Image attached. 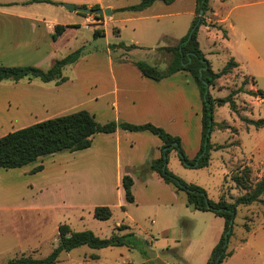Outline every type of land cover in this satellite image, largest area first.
Instances as JSON below:
<instances>
[{"label":"rangeland","instance_id":"374dc122","mask_svg":"<svg viewBox=\"0 0 264 264\" xmlns=\"http://www.w3.org/2000/svg\"><path fill=\"white\" fill-rule=\"evenodd\" d=\"M238 1H214L216 6L222 8V16H226L230 11L226 23L228 27L236 22L241 12V9L233 8ZM21 2L22 0H0V8L15 10L31 7L30 9L35 10L36 18L44 20L47 24L53 18L60 24L83 22V16L76 10H60V3L56 6H22ZM104 2L111 4L114 9H120L136 5L140 0ZM249 11L254 17L261 15L259 7ZM95 15H86L88 29L72 27L67 34L69 36L62 39L55 48L54 60L61 59L79 48H83L84 52L76 62H79L77 66L74 64L64 68L62 74L68 80L58 92L54 91V83H43L37 79L1 83L9 87L0 88V137L13 132L14 129H20L21 126H30L36 118L43 116L39 112L27 114L26 111H29V106L32 105L39 107L45 104L42 105L46 110L44 116L61 112L70 114L79 110L89 111L100 107L101 102L98 104L89 99L96 90H109L112 86L107 72V58L111 60L107 55L109 44L135 43L147 49L134 51L130 57L134 61L156 66L159 70H165L172 61L171 52L158 49L172 47L177 43L171 39H163L165 35L177 34L176 29L173 33H168L170 20L153 19L149 17V12L113 11L111 19L103 27ZM110 16L101 15L102 19ZM2 24L6 23L0 20V66H32L42 70L50 67L46 62L40 66L32 65L33 63L10 65L21 61L6 60L1 55L14 49L16 42L19 44L26 40L34 45L38 43L39 47L44 49V33L42 32L40 39L36 35L27 37L26 33L14 37L15 32L12 33ZM211 25L212 28L218 29L214 21ZM41 28L43 30L42 25ZM91 30H103L105 36L94 38ZM198 40L214 72L220 71L233 59L239 63V71L243 73L233 70L229 75L222 77L215 89H209L212 98H223L230 91L238 89L244 77L254 79V87L264 93V40L260 42L253 38L235 37L232 38L231 49L220 51L219 43L214 41L204 25L198 29ZM125 58L130 60L127 56ZM111 62L115 67L120 65L115 61ZM125 65L135 68L132 63ZM251 86V83L243 86L244 91H248ZM197 92L202 109L198 89ZM50 94L56 96L57 105H63L59 110H54L55 112H51V108L46 105L51 98ZM251 97L253 96L247 92L236 96L239 115L251 120H264V99L257 96L248 103ZM110 98H107L109 102ZM215 109L214 122L224 125L227 129L215 128L210 135L211 144H224L229 140L233 143L232 146L222 145L228 147L227 151L210 150L209 165L202 169L184 167L175 151L169 153L167 162V169L175 177L202 188L207 198L214 202L218 201L221 195L235 199L243 193L233 184L230 186L229 178L235 169L251 166L252 185L264 177V126L257 130L248 127L226 105ZM96 114L102 120H108L111 116L105 113L100 117ZM191 128L192 125H189L187 130L182 132L190 145L195 139L194 132H190ZM243 129L253 130L246 132ZM181 149L185 154L182 147ZM199 149L194 157L188 159L195 158ZM86 161L87 156L80 152H62L43 157L22 168L0 169V264L22 255L36 259L46 257L56 246L57 228L63 224L68 225L73 232L91 231L101 239L109 238L114 228L123 224L129 227L123 233L133 235L128 237L129 246L99 250L82 246L62 252L56 264H185L181 257H186L188 264H206L212 247L223 233L222 218L211 212L190 209L186 206L185 194L176 192L171 185L146 184L145 180L151 177L152 172L142 169L144 166L131 171L136 179L133 192L135 203L122 205L124 197L120 181L117 179L115 156L110 155L102 169L86 165ZM39 165H42L44 170L32 174L31 171ZM261 198L264 199V195ZM95 206L109 207L111 218L107 221L93 218ZM245 223L248 224V231L243 227ZM231 226L232 235L228 240L227 251L233 250L236 238L240 237L246 241L239 251L222 264H264V206H238ZM175 247L179 248L180 256L177 250L171 251Z\"/></svg>","mask_w":264,"mask_h":264},{"label":"trees","instance_id":"16d2710c","mask_svg":"<svg viewBox=\"0 0 264 264\" xmlns=\"http://www.w3.org/2000/svg\"><path fill=\"white\" fill-rule=\"evenodd\" d=\"M158 1L164 4H170L174 0H140L136 5L114 11L140 12L151 7ZM32 2L42 1L33 0ZM195 2V16L188 33L182 37L175 46L158 48L172 53V61L165 70H159L156 66H150L142 61L132 60L127 52L140 49L135 45L126 46L123 43L108 45V52L110 53L112 61L118 63H132L142 77L154 82L162 81L179 72H186L191 76L202 100L201 144L195 158L188 159L181 149L180 139L168 134L161 127L151 123L135 125L126 122L117 123L114 121L100 124L95 120L92 114L86 110H79L34 123L0 137V169L10 170L22 168L46 156L62 152L74 153L86 150L91 146L92 138L96 134H111L117 129L128 132H149L156 136L162 143L160 147V156L157 159L149 161L142 169L156 173L164 183L173 186L176 192H183L185 194L187 207L199 212H211L224 220L223 233L217 244L213 247L206 263L222 264L232 255L231 251H227V247L229 237L232 235V226H230V222L235 218L237 207L250 206L253 204L264 206V199L261 198L264 195V177L252 185L250 176L252 172L251 168L248 166L239 167L231 174L230 179L235 186L244 191V193L235 199L229 198L232 202L228 201L224 195H221L219 200L214 202L207 198L202 188L178 179L167 169L168 155L171 151H175L180 163L186 168L202 169L207 167L210 161V150L224 148L221 145L214 147L210 144L211 133L217 127L219 130L227 129L224 125L214 122L213 116L215 108L227 105L229 110L239 116L240 120L247 126H253L255 129H259L264 126V120H251L240 116L235 98L239 93L247 92L250 96H258L263 99L264 93L260 90H256L255 92L250 90L244 91L243 86L249 83L255 85L254 79L244 77L238 89L230 91V93L223 98H212L209 89L214 88L218 79L229 75L238 67V64L231 59L220 71L214 72L211 69L210 63L201 51L197 40L199 27L206 25L205 16L212 12L209 5L210 0H195ZM82 7L86 8L85 6ZM90 9H99V7L93 6ZM200 11L203 12L202 16H200ZM79 14L86 17V15ZM95 18L97 20H102V17L98 15H95ZM72 27L74 26L55 25L54 31L51 34V39L56 41L67 28ZM217 28L221 30L223 36L226 37L225 30L221 29V27ZM92 35L94 38L104 37V31L94 30ZM117 50H122L123 52H118ZM117 53L121 54L118 55ZM83 55V48H79L61 59L54 60L51 66L46 70L32 66H0V83H18L21 80L31 81L37 79L43 83H54L58 86L67 81V78L62 74L64 68L75 64ZM126 56L129 57L130 60H126ZM199 155L200 157H198ZM42 169V165H39L34 168L31 173H38L42 171ZM132 185V178L129 175H124L121 179V186L127 203L134 202ZM111 216V210L107 206H96L93 209V218L99 221H107ZM244 228L248 230L247 223L244 224ZM128 229L129 227L126 225H118L114 228V232L109 238L101 239L95 236L91 231L73 232L68 225H59L57 228L58 237L56 246L46 257L36 259L22 255L19 258L8 260L5 264H56L60 253L69 252L82 246H86L93 250L129 246L128 237L133 234L123 233ZM226 233H228L227 242H225L224 238Z\"/></svg>","mask_w":264,"mask_h":264},{"label":"crops","instance_id":"0c3cea01","mask_svg":"<svg viewBox=\"0 0 264 264\" xmlns=\"http://www.w3.org/2000/svg\"><path fill=\"white\" fill-rule=\"evenodd\" d=\"M32 1L33 0H22L21 5L39 6L44 4L49 6H56L58 5V3H60L58 7L61 8L60 10H65L61 6V4H71L74 5L75 7L85 6L87 8L98 6L100 9H109L111 15L114 10H117L112 8L113 6H111V4H109L108 2H104L105 0H38L42 2H32ZM214 1L215 0H210L209 2L212 12L206 14L205 16L206 25H204V28L206 29V31L210 32V35H212L214 41L219 43L220 47L218 49L220 51H227L228 49H231L232 38L235 37H238L240 39L253 38L260 42L264 40V7H260L264 5V0H239L237 4L233 5V8L234 9L239 8L241 9V12L237 16L236 22H233V24H231L230 27L226 25V23H228L229 20L228 15L230 11L228 12V14H226V16H222L221 14L222 8H220V6H216L214 4ZM46 2H50L52 4ZM221 5H223V2H221ZM256 7H259L261 12V15H259L258 17L252 16V14L249 11L255 9ZM30 8L22 7V9H15V10H7L0 8V20H2L3 23H6L2 25L8 27L12 33L15 32L13 35L14 37H16L15 35H17L18 37L21 35L23 36L24 33H26L27 37L36 35V37L40 39V35L43 32L44 37L42 36L43 37L42 43L45 44V48L41 49L38 43L37 45H34L30 43L28 40H26V42L24 41L19 44L16 42L14 49L9 50L8 52H6L4 55L1 56L6 60L21 61L18 62V64H10V65H24L21 63H33L32 65L40 66L41 63L46 62L47 64L49 63V65L51 66V64L54 62V57L56 52L55 48L59 45L62 39L69 36L67 34L69 33V31L72 30L71 28H67L56 41H53L51 39V34L54 31V26L69 25V26L83 27L85 29H88V27H86V17L81 16L83 19L82 23L60 24L58 20L53 18V20L49 21V23L47 24L44 20H41L40 18H36L35 10H33V8L32 9ZM195 9H196L195 0H174L170 4H164L158 1L155 2L151 7L143 11H140V13L149 12L150 13L149 17L156 20L162 18L166 20H170L168 21L169 22L168 33H173L176 29L177 34L165 35L163 39H168V40L171 39L173 41L178 42L182 37H184L188 33L192 20L195 16ZM109 19H111V16L108 18L104 17L102 20H98V21H100L104 27V25L108 22ZM213 21L217 24L218 27H221V29L225 30L226 37L223 36L221 30L211 27L212 26L211 23H213ZM41 25L43 26V30L41 28ZM91 32H93V30H91ZM197 40H198V36H197ZM198 43L200 47L199 40ZM133 45L139 47L140 49L138 50H147L141 48L135 43ZM138 50H132L127 53L131 55L134 51H138ZM117 51L119 52L122 50H117ZM117 54L120 55L121 53H117ZM107 55L110 57V53H108ZM29 60L31 62H23ZM82 60H84V57L82 58ZM78 64L79 62L75 63L76 66ZM125 64L127 63H120V65L115 67L114 65H112L111 60L107 58V72L110 75L112 86L109 88V90L106 89L96 90V93L89 100H91V102L95 101L98 104L99 102H101L99 104L101 106L100 107L97 106L93 110H89L87 112L92 114L95 120L100 124H105L107 122L114 121L117 123L126 122L135 125L151 123L155 126L161 127L168 134L174 137H178L180 139V146L183 148L187 158L194 157V154L198 151L200 147V141H201V110H200L201 107H200V101L198 99L197 87L194 84L191 76L186 72H179L173 74L172 76L162 81L154 82L152 80L142 77L136 68L127 66ZM237 64L238 67L234 70H238V72H240L239 63ZM221 78H219L218 81ZM66 83L67 81L58 86L57 85L54 86V88H56L54 91L58 92V90L63 88L64 87L63 85H65ZM3 87H9V86L1 85L0 83V88ZM215 88L216 86L210 89H215ZM249 90L255 92L257 89L254 87V85H252ZM108 97H111L110 102L107 100ZM55 98L56 96L51 95V98L48 101L49 103L46 104L48 105V108H51L49 109L51 110V112H55L54 110L57 111L59 110V108H61V106H63L61 104L57 105L55 103L56 102ZM253 99H256V97H251V99H248V103H251ZM42 105L45 104H41L39 107L33 105L29 106L28 109L29 111H26L27 114L28 113L36 114L37 112L43 114V116H40L39 119L34 118L35 121L33 123H37L49 118H54L68 113V112H61L59 114H55L51 116H46V115L44 116V112L46 110L42 107ZM96 113H98L100 117H103L105 113L111 116L110 118H107L108 120H102L98 118ZM189 125H192L190 132L191 133L194 132L195 135L194 142L191 145L188 139H186V137L183 136L184 134H182L184 130H187ZM26 126H29V124H27ZM22 127L23 126H21L20 128ZM248 127H252L253 129H255L253 126H248ZM253 129H250L248 131L246 129L243 130H245L246 132H250ZM225 144H228L229 145L228 147H230L232 146L233 143L227 140L224 142V144L212 143L211 145L215 147L217 145L224 146ZM161 145H162L161 141L156 136L152 135L149 132H128L117 129L114 133L111 134L94 135V137L92 138L91 146L86 150H82L78 152L87 156L86 165L94 166L100 169H102L105 166V163L109 159L110 155L115 156L117 179L120 181L121 184L122 177L124 175H129L133 180V185H132V194H133V192L135 191L134 187H135L136 179L131 171L138 169L142 166H145L151 160L159 158ZM227 148L224 147L219 150H214V149L212 150L227 151ZM210 159H211V155H210ZM248 167L251 168V166ZM43 170L44 169H42V171ZM145 182L146 184L155 183L157 185H161L162 183H164L163 180L154 172H152L151 177L145 180ZM230 182H231L230 186H232V184L233 186H235V184L231 181V179ZM164 184L168 185L166 183ZM123 197H124V192H123ZM227 200L232 202V200H229V198H227ZM135 201L136 198L134 197L133 203H135ZM133 203H127L125 201V198H124V203L121 202L122 205L133 204ZM250 206H246V207H250ZM220 237L218 238V240L220 239ZM245 241H246L245 239L240 237L235 239L234 247L233 250L231 251L232 255L230 257H232L236 251H239L241 247H243ZM175 250L178 251V256H180L179 248L175 247L171 251H175ZM167 251H169V249H167ZM181 259L185 264H188V260L186 259V257H181ZM207 261L208 259L206 260V263Z\"/></svg>","mask_w":264,"mask_h":264},{"label":"water","instance_id":"95a60500","mask_svg":"<svg viewBox=\"0 0 264 264\" xmlns=\"http://www.w3.org/2000/svg\"><path fill=\"white\" fill-rule=\"evenodd\" d=\"M65 10L67 11H77L78 13H81L83 15H90V14H96L98 16L101 15H107L110 16L111 12L109 9H90V8H84V7H78L76 8L74 5L70 4H62L61 5ZM203 12L200 11V16H202ZM232 225V221L230 222V226ZM228 233L225 234V242H227Z\"/></svg>","mask_w":264,"mask_h":264}]
</instances>
